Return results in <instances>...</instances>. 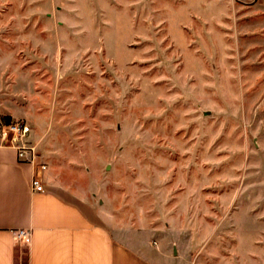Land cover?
<instances>
[{
	"label": "rangeland",
	"instance_id": "374dc122",
	"mask_svg": "<svg viewBox=\"0 0 264 264\" xmlns=\"http://www.w3.org/2000/svg\"><path fill=\"white\" fill-rule=\"evenodd\" d=\"M0 122L122 242L264 264V0H0Z\"/></svg>",
	"mask_w": 264,
	"mask_h": 264
},
{
	"label": "crops",
	"instance_id": "0c3cea01",
	"mask_svg": "<svg viewBox=\"0 0 264 264\" xmlns=\"http://www.w3.org/2000/svg\"><path fill=\"white\" fill-rule=\"evenodd\" d=\"M40 158L28 160L15 146L0 144V264L194 263L198 251L180 248L168 232H160L162 241L145 240L138 247L122 242L103 206L94 208L54 184L52 166ZM35 175L44 190L32 188ZM18 228L31 229L30 244L15 239Z\"/></svg>",
	"mask_w": 264,
	"mask_h": 264
},
{
	"label": "built area",
	"instance_id": "2783aa9c",
	"mask_svg": "<svg viewBox=\"0 0 264 264\" xmlns=\"http://www.w3.org/2000/svg\"><path fill=\"white\" fill-rule=\"evenodd\" d=\"M31 131L29 124L22 122H0V144H10L15 146L20 155L28 160H35L38 152L35 144L27 140V135ZM41 169L47 167L46 164H40ZM32 188L37 191L44 190V183L39 175H35L31 182ZM16 240L24 244H30L32 241V231L30 228H18L14 231Z\"/></svg>",
	"mask_w": 264,
	"mask_h": 264
}]
</instances>
